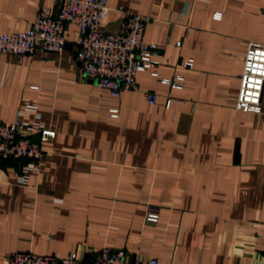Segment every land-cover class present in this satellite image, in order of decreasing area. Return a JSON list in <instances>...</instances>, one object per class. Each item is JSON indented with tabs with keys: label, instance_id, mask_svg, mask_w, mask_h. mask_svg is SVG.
Masks as SVG:
<instances>
[{
	"label": "crops",
	"instance_id": "1",
	"mask_svg": "<svg viewBox=\"0 0 264 264\" xmlns=\"http://www.w3.org/2000/svg\"><path fill=\"white\" fill-rule=\"evenodd\" d=\"M59 1L0 0V33ZM108 3L104 32L121 30V8L145 16L161 55L136 90L115 98L86 76L77 25L62 54L0 55V120L36 105L57 133L26 185L24 160L0 163V264L18 252L90 261L106 247L159 264H264V93L261 114L236 108L247 48L264 45V0ZM177 76L182 89L162 83ZM151 207L158 223L147 222Z\"/></svg>",
	"mask_w": 264,
	"mask_h": 264
},
{
	"label": "built area",
	"instance_id": "2",
	"mask_svg": "<svg viewBox=\"0 0 264 264\" xmlns=\"http://www.w3.org/2000/svg\"><path fill=\"white\" fill-rule=\"evenodd\" d=\"M57 12L44 8L25 30L17 33H0V55H7L19 62L36 52L62 54L67 48L66 29L77 25L80 38L77 42V59L86 76L100 88L119 98L125 91L137 89L140 73L158 74L162 66L161 55L156 44L145 40V29L149 19L131 13L124 8L122 28L116 33H106L103 25L108 19V0H63L56 3ZM218 17V15H216ZM220 17V16H219ZM187 65L192 66V63ZM164 85L182 89L184 79L162 80ZM264 93V45L249 44L242 73L236 108L245 113L261 114ZM157 95L147 97L149 105H155ZM170 102L167 108L170 107ZM112 118H118V110L110 111ZM31 113V119H24ZM33 135L38 143L31 140ZM57 133L40 123L36 105L22 107L13 122L0 120V163L2 161L24 160L17 177L19 185H26L28 174L47 160L48 154L41 145L56 138ZM160 210L151 207L147 213L148 223H158ZM7 264H159L151 258L145 262L136 258L128 260L123 250L109 247L102 249L92 260L85 261L77 253L66 257L42 256L31 252L13 254Z\"/></svg>",
	"mask_w": 264,
	"mask_h": 264
}]
</instances>
